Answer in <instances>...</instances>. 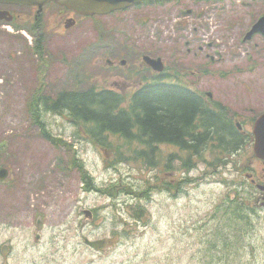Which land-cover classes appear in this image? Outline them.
Returning a JSON list of instances; mask_svg holds the SVG:
<instances>
[{"label":"rangeland","instance_id":"rangeland-1","mask_svg":"<svg viewBox=\"0 0 264 264\" xmlns=\"http://www.w3.org/2000/svg\"><path fill=\"white\" fill-rule=\"evenodd\" d=\"M0 8L30 15L27 7ZM57 8L49 5L38 26L45 35L43 57L33 50L36 31L27 20L0 21V166L11 172L0 185V244L11 238L6 220L14 186V219L18 212H30L27 228L14 229V242L23 238L21 229H28L22 240L27 246H14L30 252L19 255L24 257L20 262L264 264V206H254L260 187L264 192V162L254 155L253 135L254 120L264 113V38L243 40L264 15V0L148 2L110 15L78 16L70 29L65 15L60 22ZM146 54L161 59L178 82L202 93L212 109L220 103L227 121L242 125L241 149L225 157L226 163H217L219 153L209 145L186 169L188 154L162 145L160 164L150 166L131 160L128 143L116 137L111 139L116 150L97 147L65 113H42L56 144L34 123L33 107L45 95L56 99L65 91L94 87L122 92L129 101L141 79L158 74L144 62ZM121 60L128 65H119ZM77 163L85 165L84 172ZM86 171L93 184L86 183ZM186 176L194 182L168 189ZM96 189H110L112 196ZM235 193L258 215H252L240 241L210 246L208 223L217 206L229 204ZM137 204L143 208L140 219ZM85 239L105 244L94 249Z\"/></svg>","mask_w":264,"mask_h":264},{"label":"trees","instance_id":"trees-1","mask_svg":"<svg viewBox=\"0 0 264 264\" xmlns=\"http://www.w3.org/2000/svg\"><path fill=\"white\" fill-rule=\"evenodd\" d=\"M33 50L40 55L45 51L44 41L37 35ZM178 80L170 73L157 75L152 83L135 91L129 101L124 94L109 89L96 90L93 87L85 91H65L56 99L46 97L44 101H38L32 110L33 121L41 128L45 138L56 144L55 138L46 130L42 113H65L72 122L83 127L84 133L97 147L116 150L117 146L111 141L116 137L118 142L128 143L131 160L139 162L146 159L150 166L160 164L161 145L174 146L188 154L183 161L187 169L194 165L192 157L201 158L202 151L209 145L219 153L217 163H224L225 157L240 149L242 133L237 125L226 120V110L220 103L216 106L217 110L212 109L206 98ZM146 146L149 150L142 148ZM125 153V150L119 151V155L127 160L123 156ZM75 167L83 171L85 165L77 163ZM189 178L178 179V183L168 189L178 191L183 183L194 182ZM84 179L86 183L93 184L87 171ZM96 190L112 196L110 189ZM237 198L241 199L239 193L235 194V199L230 198L226 206L221 203L217 206L208 223V245L219 247V243H224L228 246L232 240L240 241L253 220L252 215H258L256 205L237 201ZM136 206L137 218L140 219L143 208L138 204ZM219 256L226 257L228 254Z\"/></svg>","mask_w":264,"mask_h":264},{"label":"water","instance_id":"water-1","mask_svg":"<svg viewBox=\"0 0 264 264\" xmlns=\"http://www.w3.org/2000/svg\"><path fill=\"white\" fill-rule=\"evenodd\" d=\"M142 0H0V4L5 5H26V6H38L40 12L43 7L51 2H55L58 5L71 9L84 16H95L99 14H109L115 10L123 9L131 6L134 3H139ZM14 16L7 9H0V21L12 22ZM75 23L73 20H69L66 24V28H70ZM256 33L264 34V16L253 26L251 31L245 37V40H249ZM146 63L153 67L157 71H164L165 66L161 59H152L148 56L145 58ZM253 133L255 136L254 151L259 159L264 160V113L256 120ZM9 177V170L3 168L0 170V181H5ZM264 206V203H262ZM86 217L91 218L92 213L85 211ZM86 243L91 247H101L105 244V241L100 240L97 242H90L86 239Z\"/></svg>","mask_w":264,"mask_h":264},{"label":"flooded vegetation","instance_id":"flooded-vegetation-1","mask_svg":"<svg viewBox=\"0 0 264 264\" xmlns=\"http://www.w3.org/2000/svg\"><path fill=\"white\" fill-rule=\"evenodd\" d=\"M22 7H27L28 9H30V15L23 18V16L19 12H14V16H15L14 25H16L17 21L23 22L24 20H27V23H25V24H27L29 27L32 26L34 29H40V28H38V26L43 25V22H44L42 19L43 18V12L47 9V7L43 9L41 14H38V10L35 7H31V6H22ZM57 9H58V14H61V20H60L61 23L64 21L63 20L64 15H66V17H65L66 19L71 18V17L76 18V15L72 12L66 11V10L61 9V8H57ZM34 13H36V14L34 15ZM77 22H78V20H77ZM256 36H261L264 38V36H262L261 34H256L255 36H253L252 39H254ZM43 38L45 39V35H43ZM121 61H119V63H120L119 65H121V66H127L128 65V63L122 64ZM110 63H111V67H113V68L118 66L116 61H112ZM140 83H141L140 87H142L146 84L152 83V81L146 82L144 79H141ZM3 168H6L9 170V176H10V174H11L10 169L8 167H6L5 165L0 166V170ZM7 181L8 180L0 181V185L6 184ZM1 188L2 187H0V189ZM6 195L8 196V192L6 193ZM9 195H10L11 201H12V208H11L10 219L6 220V221L10 222L11 238H10V241H8V243L10 245L8 243L0 244V259H1L0 264H29L28 262H20V260H24V257H19V255L20 256H27L30 252L25 251V250L20 252L17 249H14V246L19 247L21 249H24L27 246V242H24L22 240L27 237L26 234L28 233V229H21L22 234H24L23 238L20 240L18 238L16 240V242H14V229L20 230V228H23V227L27 228V221L28 220H26V217L30 215V212H18L19 216L14 219V186L12 187V190L10 191ZM259 200H262V199L258 198L257 201H259ZM40 240H41V237L37 236V241H40ZM19 243H20V246H18ZM2 251L9 253L7 258L2 255ZM9 259H10V261H9Z\"/></svg>","mask_w":264,"mask_h":264},{"label":"bare ground","instance_id":"bare-ground-1","mask_svg":"<svg viewBox=\"0 0 264 264\" xmlns=\"http://www.w3.org/2000/svg\"><path fill=\"white\" fill-rule=\"evenodd\" d=\"M119 11H123L122 9H120ZM150 69H152L153 71H156L158 74L157 75H160V74H163V71H157V70H155L154 68H150ZM156 77V76H155ZM153 79V78H152ZM152 79H150V80H148V79H146V77L144 78V80L146 81V82H149V81H152ZM143 87V86H142ZM209 101V100H208ZM210 102V101H209ZM139 162H142V163H145L146 162V159H143V160H141V161H139Z\"/></svg>","mask_w":264,"mask_h":264}]
</instances>
